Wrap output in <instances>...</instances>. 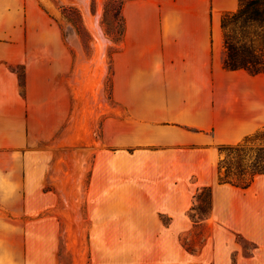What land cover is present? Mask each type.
<instances>
[{"label":"crops","instance_id":"crops-1","mask_svg":"<svg viewBox=\"0 0 264 264\" xmlns=\"http://www.w3.org/2000/svg\"><path fill=\"white\" fill-rule=\"evenodd\" d=\"M239 3L125 0L86 177L71 49L37 30L41 0H0V264H264V173L219 181V144L264 126V72L224 65L221 20ZM198 226L191 247L182 236Z\"/></svg>","mask_w":264,"mask_h":264},{"label":"rangeland","instance_id":"rangeland-1","mask_svg":"<svg viewBox=\"0 0 264 264\" xmlns=\"http://www.w3.org/2000/svg\"><path fill=\"white\" fill-rule=\"evenodd\" d=\"M41 1L48 11L49 20L47 22L38 21L37 30H47L53 34L55 31H61L74 57V64L69 74L74 95L78 94L79 97L83 96L84 98L85 119L84 138L82 139L84 149L81 151L84 153L86 161L87 177L93 157V147L99 142L102 119L107 113L105 102L109 96L112 74L111 57L122 38V19L119 13L121 0H84V4L83 0ZM87 17L90 18L91 22H96L101 37L93 32ZM49 40L50 38H48ZM77 65L79 68L78 84L76 81ZM19 70L22 71V68H19ZM69 153L71 154V151ZM63 154H66V152L64 151ZM224 155L225 153H222L221 157ZM66 201V198L58 197L56 204L57 206L71 204V199L68 202ZM209 209V193L207 190L202 189L198 193V197L194 199L191 214L194 217H203ZM72 216L74 215H70L71 220ZM72 221L77 222L76 218ZM204 233V227L198 226L194 230L185 233L182 238L189 246L196 247L202 241ZM238 239L245 246L251 245L241 236H238ZM63 248L64 246L60 245L57 251L58 255L63 253ZM69 250L70 254L72 252L76 253L75 246ZM83 252L85 258H87L89 254L87 247H84ZM86 264L88 263L86 262Z\"/></svg>","mask_w":264,"mask_h":264},{"label":"trees","instance_id":"trees-1","mask_svg":"<svg viewBox=\"0 0 264 264\" xmlns=\"http://www.w3.org/2000/svg\"><path fill=\"white\" fill-rule=\"evenodd\" d=\"M121 0V37L125 19ZM226 54L224 65L230 69L244 68L250 73L264 72V0H240L235 11L222 16ZM257 142V143H256ZM219 181L248 187L258 174L264 173V126L245 135L237 143L219 144ZM211 199L212 186H205ZM198 197V196H197Z\"/></svg>","mask_w":264,"mask_h":264},{"label":"bare ground","instance_id":"bare-ground-1","mask_svg":"<svg viewBox=\"0 0 264 264\" xmlns=\"http://www.w3.org/2000/svg\"><path fill=\"white\" fill-rule=\"evenodd\" d=\"M83 4H84V0H83ZM87 19H88V23H89L91 29H92L93 32H94L95 34H97V36L99 37V36H100V34H99L100 32H99V31H100V30L98 29L96 22H95V21L91 22L89 17H87ZM100 37H101V36H100Z\"/></svg>","mask_w":264,"mask_h":264}]
</instances>
